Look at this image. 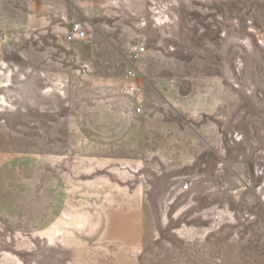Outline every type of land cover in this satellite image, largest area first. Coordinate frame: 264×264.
Segmentation results:
<instances>
[{
	"label": "rangeland",
	"instance_id": "1",
	"mask_svg": "<svg viewBox=\"0 0 264 264\" xmlns=\"http://www.w3.org/2000/svg\"><path fill=\"white\" fill-rule=\"evenodd\" d=\"M0 264H264V0H0Z\"/></svg>",
	"mask_w": 264,
	"mask_h": 264
},
{
	"label": "built area",
	"instance_id": "2",
	"mask_svg": "<svg viewBox=\"0 0 264 264\" xmlns=\"http://www.w3.org/2000/svg\"><path fill=\"white\" fill-rule=\"evenodd\" d=\"M85 37V33L80 25H73L70 29V31L66 34V40L68 42H75V41H81ZM139 52H143L142 49L139 50ZM134 89L130 87L127 90L128 94H133ZM137 112L140 113L141 110L137 109ZM188 187L184 186L183 190H187Z\"/></svg>",
	"mask_w": 264,
	"mask_h": 264
}]
</instances>
